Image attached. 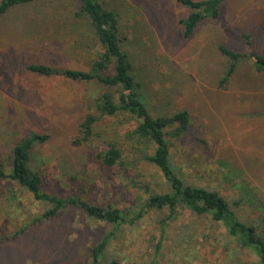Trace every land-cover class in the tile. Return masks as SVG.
<instances>
[{
  "label": "rangeland",
  "instance_id": "rangeland-1",
  "mask_svg": "<svg viewBox=\"0 0 264 264\" xmlns=\"http://www.w3.org/2000/svg\"><path fill=\"white\" fill-rule=\"evenodd\" d=\"M104 3L120 15L123 47L153 114L191 113L187 135L172 141L186 180L218 190L230 203L242 201L239 208L234 205L237 213L257 224L256 200L264 203V74L246 57L231 80L221 84L228 58L219 46L264 54V0H227L219 18L201 21L189 37L181 19L191 9L177 0ZM78 8V0H45L0 18V162L10 165L14 145L28 133H46L49 139L32 155L46 190L100 206L113 204L134 215L151 193L170 186L156 166L142 160L138 147L146 144L129 139L133 122L123 114L104 118L93 137L80 141L90 100L102 87L28 69L33 62L90 65L100 49L95 39L76 42L68 36L72 25H87L72 18ZM111 143L132 164L110 168L99 163L97 154ZM46 208L26 188L0 178V264H88L92 247L112 228L80 207L38 221ZM168 213L146 209L136 223L123 225L107 259L116 258V264H258L252 250L236 254L229 249L235 243L222 224L184 209L167 227L158 250L160 220Z\"/></svg>",
  "mask_w": 264,
  "mask_h": 264
},
{
  "label": "trees",
  "instance_id": "trees-1",
  "mask_svg": "<svg viewBox=\"0 0 264 264\" xmlns=\"http://www.w3.org/2000/svg\"><path fill=\"white\" fill-rule=\"evenodd\" d=\"M42 1L45 0H0V18L13 8ZM78 1L79 8L72 18L87 25H72L73 30L68 36H73L76 42H84L91 37L95 39L100 49L90 65L86 68H70L33 62L28 65V69L44 76H62L72 81L101 86L103 91L90 100V111L81 123L83 137L80 141L93 137L96 124L104 118L125 115L134 124L128 132L129 139L146 144L144 149L138 147L142 160L156 166L170 188L167 191L151 193L144 208L134 214L135 216L127 209L113 204L100 206L76 196L64 197L54 191H48L44 187L42 172L32 164V155L37 145L46 142L49 135L36 131L28 133L14 145L10 165L0 162V178L26 188L35 200L47 205L38 221L56 217L67 208L80 207L90 218L110 224L112 228L92 247L91 261L88 264H116V258L107 259L108 248L122 230L121 227L136 223L145 216L146 209L169 211L167 216L160 220L162 235L158 250L167 236V227L177 220L180 209H184L193 214L208 215L213 221L222 224L232 243H235L233 248H229L231 251L238 254L250 249L257 255L258 264H264V203L256 200L261 218L257 224H250L243 221L234 208V205L239 208L242 201L230 203L218 190L186 180L181 167L176 164L172 141L181 140L187 135L191 123L190 111L183 109L172 115H154L141 96L140 82L133 62L129 52L123 47L118 11L107 7L104 0ZM177 1L191 9L189 15L181 19L184 36L189 37L201 21L219 18L222 4L227 0ZM248 42L251 43L250 40ZM219 49L228 58L221 84L225 85L231 80L240 61L246 57L254 61L257 73L264 74V54L255 50L235 51L224 45H220ZM97 160L110 168L118 165L128 167L133 162L126 159L123 149L115 143L99 152ZM246 190L248 191V188L244 185L242 191L244 197L248 198ZM23 231L24 229H21L10 238L18 237Z\"/></svg>",
  "mask_w": 264,
  "mask_h": 264
}]
</instances>
